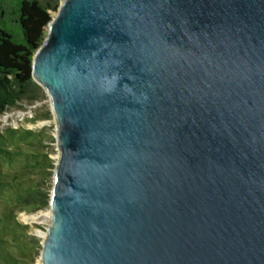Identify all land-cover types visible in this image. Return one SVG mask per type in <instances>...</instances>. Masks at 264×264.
<instances>
[{
    "label": "water",
    "instance_id": "95a60500",
    "mask_svg": "<svg viewBox=\"0 0 264 264\" xmlns=\"http://www.w3.org/2000/svg\"><path fill=\"white\" fill-rule=\"evenodd\" d=\"M32 77L39 264H264V0H62Z\"/></svg>",
    "mask_w": 264,
    "mask_h": 264
},
{
    "label": "rangeland",
    "instance_id": "374dc122",
    "mask_svg": "<svg viewBox=\"0 0 264 264\" xmlns=\"http://www.w3.org/2000/svg\"><path fill=\"white\" fill-rule=\"evenodd\" d=\"M55 135L43 89L0 114V264L40 262L49 204L24 198L36 188L50 195L58 156Z\"/></svg>",
    "mask_w": 264,
    "mask_h": 264
},
{
    "label": "trees",
    "instance_id": "16d2710c",
    "mask_svg": "<svg viewBox=\"0 0 264 264\" xmlns=\"http://www.w3.org/2000/svg\"><path fill=\"white\" fill-rule=\"evenodd\" d=\"M61 1L0 0V114L42 91L32 77L33 56ZM24 199L44 204L49 196L36 188Z\"/></svg>",
    "mask_w": 264,
    "mask_h": 264
},
{
    "label": "bare ground",
    "instance_id": "6f19581e",
    "mask_svg": "<svg viewBox=\"0 0 264 264\" xmlns=\"http://www.w3.org/2000/svg\"><path fill=\"white\" fill-rule=\"evenodd\" d=\"M45 235H46V233H45ZM45 237V236H44Z\"/></svg>",
    "mask_w": 264,
    "mask_h": 264
}]
</instances>
